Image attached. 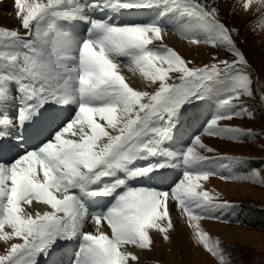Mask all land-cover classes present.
I'll return each mask as SVG.
<instances>
[{"label":"snow or ice","instance_id":"obj_1","mask_svg":"<svg viewBox=\"0 0 264 264\" xmlns=\"http://www.w3.org/2000/svg\"><path fill=\"white\" fill-rule=\"evenodd\" d=\"M220 3L14 0L20 28L0 26V264H40L64 247L73 248L70 264H140L153 249L152 232L170 239L173 209L216 264H233L200 222H229L237 206L200 181L264 184V176L256 168L237 171L246 158L199 150L216 152L203 136L238 143L264 137L232 123L257 119L248 101L264 108V92L253 90L239 29L221 19ZM236 7L255 10L264 25V0ZM132 12L154 17L122 19ZM170 30L231 59L191 66L162 42ZM122 68L138 73L144 90ZM208 99L214 110L199 127L185 126L189 109ZM168 169H179L180 178L151 183Z\"/></svg>","mask_w":264,"mask_h":264},{"label":"rangeland","instance_id":"obj_2","mask_svg":"<svg viewBox=\"0 0 264 264\" xmlns=\"http://www.w3.org/2000/svg\"><path fill=\"white\" fill-rule=\"evenodd\" d=\"M207 2H213V0H207ZM237 3L238 0H221V19L228 26L239 29V36L236 37L237 44L252 65L253 90L258 96L260 92H264V25L259 23V13L255 10L244 13L236 7ZM0 26L16 29L20 28V21L16 19L15 14L11 17L1 14ZM20 30L23 31L22 28ZM162 35V42L172 47L185 60L191 61V66L217 63L218 60L214 57L231 59V56L222 49L194 45L188 40L179 38L186 42L187 49H183L181 46L167 43L169 40L166 33ZM170 40L174 39L170 38ZM126 69L122 68L123 71ZM123 71L122 73L134 88L144 90L143 78L138 73ZM248 103L255 105L257 119H235L232 123L254 131H264V108L260 106L258 99L249 100ZM203 105L208 113L215 107L213 99H208L203 102ZM199 120L202 119L199 118ZM202 140L216 150L215 153L199 150L203 155L214 156L218 153L246 158L249 163L242 168L237 167L236 170L256 168L261 170V175L264 176V137L245 143L210 136H203ZM200 184L203 190L219 197L221 201L227 200L237 206L227 215L226 219L229 222L203 220L200 222L202 228L211 238L221 241L222 247L233 264H264V184L250 181H225L216 176L210 177L207 181L202 180ZM174 224L175 226L177 224L178 229L176 226L174 231H170L168 241L163 239L162 234L152 232L153 249L142 253L140 264H216L214 258L195 242L192 230L183 219L180 218L179 222ZM5 249V243L0 241V255L5 254Z\"/></svg>","mask_w":264,"mask_h":264},{"label":"bare ground","instance_id":"obj_3","mask_svg":"<svg viewBox=\"0 0 264 264\" xmlns=\"http://www.w3.org/2000/svg\"><path fill=\"white\" fill-rule=\"evenodd\" d=\"M235 2V1H234ZM13 3H14V0H0V15L3 14L5 15L6 17H11L12 15L15 14V10H14V7H13ZM235 4V3H234ZM243 12V11H242ZM241 12H239L240 14ZM168 37V42L169 44H174V45H178V46H181L183 49H187L186 48V42H183L184 40H181L179 39L177 36H175L174 34H168L167 35ZM170 38L174 39V40H170ZM177 39V41H176ZM166 42V41H165ZM155 44H160L161 42H157L155 41L154 42ZM134 85V84H133ZM216 140V139H215ZM216 179V178H215ZM199 190V189H198ZM172 218H173V221L174 223H177V221L179 222L180 220V216L177 214V212L173 209L172 213ZM180 225V224H178ZM91 226V225H90ZM177 226V224H176ZM175 226V227H176ZM92 227H89V229H91ZM177 229H178V226H177ZM2 250V249H1Z\"/></svg>","mask_w":264,"mask_h":264}]
</instances>
